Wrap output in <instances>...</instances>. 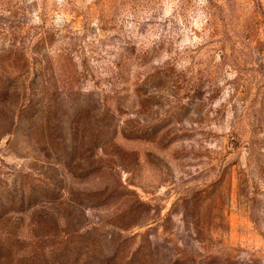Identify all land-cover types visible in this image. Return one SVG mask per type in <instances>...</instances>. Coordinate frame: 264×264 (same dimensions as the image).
Listing matches in <instances>:
<instances>
[{
  "label": "rangeland",
  "instance_id": "374dc122",
  "mask_svg": "<svg viewBox=\"0 0 264 264\" xmlns=\"http://www.w3.org/2000/svg\"><path fill=\"white\" fill-rule=\"evenodd\" d=\"M0 264H264V0H0Z\"/></svg>",
  "mask_w": 264,
  "mask_h": 264
}]
</instances>
